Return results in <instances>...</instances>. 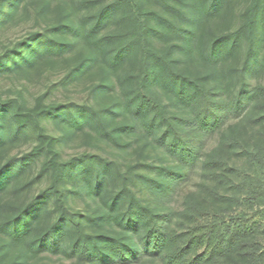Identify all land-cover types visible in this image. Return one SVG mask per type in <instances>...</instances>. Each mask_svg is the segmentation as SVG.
Wrapping results in <instances>:
<instances>
[{
    "label": "trees",
    "instance_id": "16d2710c",
    "mask_svg": "<svg viewBox=\"0 0 264 264\" xmlns=\"http://www.w3.org/2000/svg\"><path fill=\"white\" fill-rule=\"evenodd\" d=\"M28 2L0 76L63 64L0 95V264H264V0Z\"/></svg>",
    "mask_w": 264,
    "mask_h": 264
},
{
    "label": "rangeland",
    "instance_id": "374dc122",
    "mask_svg": "<svg viewBox=\"0 0 264 264\" xmlns=\"http://www.w3.org/2000/svg\"><path fill=\"white\" fill-rule=\"evenodd\" d=\"M236 2H238L235 4H237V9L239 10V8H241V5H243V0H236ZM25 5L27 6L25 7ZM25 5L21 13L18 16H16L15 20L11 22V26L5 29L2 34H0V39H3L4 42L8 43V39L20 37L33 24L32 21L29 24L26 23L28 18L30 17L29 14L31 13V5L29 2L26 3ZM240 14L241 12H237L238 18H240ZM238 21L239 19H236L235 21L232 22V24L237 23ZM226 23H225L226 26L231 25V22L226 21ZM212 25L214 27L215 26L220 27L219 23L214 22L213 24H211V26ZM44 63L42 66L35 69L28 75L18 76L15 74H5L3 76H0V95L3 97L16 96L23 82L27 83V81H28L27 84L31 90V93L35 94L39 89H42L49 80L51 82L55 81L56 76H58L57 74H59V72L61 73L62 71L63 62L62 61L56 62V64L54 65L55 69L53 70V76H50V77L47 76L48 66ZM256 80H258L257 81L258 83L264 84V74H262L260 77L255 79L254 82H256ZM74 90L78 91L77 93L79 94L74 95ZM84 92H86V87L84 85H80L77 88H71L69 92H66L65 90L56 91L52 97V100L53 102L62 101V100L67 99L69 96L76 97L77 95H81V94L83 95ZM255 113H257V106L254 104L253 105L250 104L249 109L247 110V113H245V117H246L245 120L250 119L251 116H253ZM242 118H243V115L238 119H242ZM30 139L31 138L28 135L27 137L18 140V142L15 144H12V146H10L6 152L11 151V153H14V154L23 152L29 146ZM85 147H86V144H85L84 137L78 136L77 138L70 141L64 146V153L67 155L73 154L75 152L85 149ZM209 148H210V145H209ZM13 198L14 197L7 194V199H13ZM80 201L83 204L84 203L91 204V201L85 197H83ZM10 254H11L10 257H12L15 254V252L12 251L10 252ZM25 264H75V263L66 258L58 256V257H44V258L40 257V258H34V259L32 258V259L27 260Z\"/></svg>",
    "mask_w": 264,
    "mask_h": 264
}]
</instances>
